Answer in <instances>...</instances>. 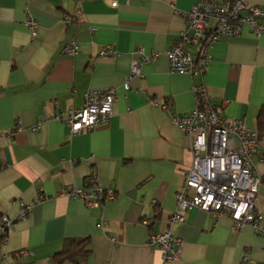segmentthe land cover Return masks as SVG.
<instances>
[{"label": "crops", "instance_id": "obj_1", "mask_svg": "<svg viewBox=\"0 0 264 264\" xmlns=\"http://www.w3.org/2000/svg\"><path fill=\"white\" fill-rule=\"evenodd\" d=\"M113 1L0 0V217L13 218L8 239H0V264H52L68 238H88L91 253L65 264H163L149 237L166 230L183 241L172 264H264V234L249 225L234 231L227 214L194 208L182 223L169 219L193 162L191 138L172 119L197 107L193 87L201 82L224 118H243L262 137L254 163L264 211V34L245 26L222 36L203 78L174 73L166 50L187 26L183 12L199 0ZM247 1L264 8V0ZM29 16L39 23L35 38ZM72 41L80 49L67 57ZM105 45L118 55L100 57ZM141 49L159 55L126 89ZM110 87L116 100L108 123L72 135L63 121L45 119L81 108L89 90ZM154 100H170V108ZM91 178L115 198L89 207L65 195ZM20 202L33 203L24 219H17Z\"/></svg>", "mask_w": 264, "mask_h": 264}, {"label": "built area", "instance_id": "obj_2", "mask_svg": "<svg viewBox=\"0 0 264 264\" xmlns=\"http://www.w3.org/2000/svg\"><path fill=\"white\" fill-rule=\"evenodd\" d=\"M114 7L118 2L113 1ZM186 19L184 28L176 41L166 50L171 72L185 73L203 78L212 60L211 49L222 36H237L245 26L257 36L264 34V8L250 5L247 0H199L192 8L183 12ZM67 22L71 16L66 15ZM26 25L31 37L38 35V21L29 16ZM194 48L192 51L190 48ZM80 45L72 41L63 48V55L74 57ZM132 60L131 72L125 82L130 89L135 76L142 75L141 66L155 60L159 53L145 54ZM118 55L113 45H105L100 50L102 58ZM197 107L194 110L177 114L174 124L191 138L190 151L193 162L183 171V184L176 196L177 208L169 216L170 222H184L185 212L199 208L213 216L227 214L233 221V230L246 225L264 234V211L259 204V188L262 182L254 163V154L262 137L247 125L243 118H224L221 107L211 101L206 85L195 83L193 87ZM116 100V89L89 90L85 93L81 108H71L67 112H54L45 119H59L69 128L72 135L83 130H92L108 123ZM163 110L170 108V100L158 104ZM15 131L4 132L1 137L13 136ZM264 163V154L260 156ZM65 195L81 199L89 207H99L105 201L115 198L113 188H104L91 178L87 187H73ZM157 202H154V206ZM33 203L20 202L17 219L26 218L32 211ZM13 218L0 217V239L6 241ZM150 225V219L142 221ZM112 240L114 237L111 235ZM183 241L170 230L151 233L149 246L161 251L163 264H172L179 259ZM22 250L19 255H27Z\"/></svg>", "mask_w": 264, "mask_h": 264}, {"label": "trees", "instance_id": "obj_3", "mask_svg": "<svg viewBox=\"0 0 264 264\" xmlns=\"http://www.w3.org/2000/svg\"><path fill=\"white\" fill-rule=\"evenodd\" d=\"M260 121L264 127V108L261 110ZM90 253L88 238H68L63 247L53 255L52 264L80 263L85 261Z\"/></svg>", "mask_w": 264, "mask_h": 264}]
</instances>
